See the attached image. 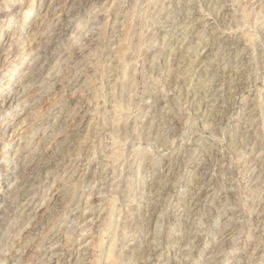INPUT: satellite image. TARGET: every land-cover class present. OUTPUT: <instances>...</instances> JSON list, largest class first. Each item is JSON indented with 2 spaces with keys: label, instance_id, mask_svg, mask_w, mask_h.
I'll use <instances>...</instances> for the list:
<instances>
[{
  "label": "rangeland",
  "instance_id": "rangeland-1",
  "mask_svg": "<svg viewBox=\"0 0 264 264\" xmlns=\"http://www.w3.org/2000/svg\"><path fill=\"white\" fill-rule=\"evenodd\" d=\"M0 264H264V0H0Z\"/></svg>",
  "mask_w": 264,
  "mask_h": 264
},
{
  "label": "bare ground",
  "instance_id": "bare-ground-1",
  "mask_svg": "<svg viewBox=\"0 0 264 264\" xmlns=\"http://www.w3.org/2000/svg\"><path fill=\"white\" fill-rule=\"evenodd\" d=\"M40 4V3H39ZM31 8V7H30ZM237 39V38H236ZM239 40V39H238ZM19 56V55H18ZM13 69H16V67H13ZM231 81V79H230ZM218 89V88H216ZM15 96V95H14ZM13 98V96L11 95L10 97L8 96H5L4 100L3 101H10L11 99ZM225 104V103H224ZM246 135V134H245ZM213 181V180H212ZM197 182V181H196ZM196 184V183H195ZM15 198V197H14ZM87 200V199H86ZM14 210V209H13ZM148 248V247H147ZM51 257V256H50Z\"/></svg>",
  "mask_w": 264,
  "mask_h": 264
}]
</instances>
